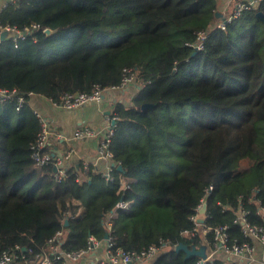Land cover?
Returning <instances> with one entry per match:
<instances>
[{
	"label": "trees",
	"instance_id": "trees-1",
	"mask_svg": "<svg viewBox=\"0 0 264 264\" xmlns=\"http://www.w3.org/2000/svg\"><path fill=\"white\" fill-rule=\"evenodd\" d=\"M218 7L219 0H20L0 11L1 29L30 30L25 39L0 40V88L26 99L0 101V255L13 250L21 264H37L61 231L66 250L87 248L91 237L103 243L105 222L123 200L131 207L113 218L115 249L156 246L162 251L153 264H198L199 256L176 247H202L201 233L184 232L194 230L190 218L210 186L206 225H228L232 240L250 241L234 221L243 208L251 223L264 224L257 214L264 206V0L225 29L216 24ZM199 32L208 35L197 51L187 44ZM125 69L137 78L112 110L114 180L91 171L78 182L71 168L59 182L52 166L37 167L31 147L40 123L29 93L59 101L95 85L108 89ZM207 239L213 244L212 233ZM207 264L236 262L217 256Z\"/></svg>",
	"mask_w": 264,
	"mask_h": 264
},
{
	"label": "built area",
	"instance_id": "built-area-1",
	"mask_svg": "<svg viewBox=\"0 0 264 264\" xmlns=\"http://www.w3.org/2000/svg\"><path fill=\"white\" fill-rule=\"evenodd\" d=\"M20 0H10V2H17ZM263 0H248L239 1L233 8L230 15L223 19L218 20L217 27L225 29L226 24L232 21L234 18L240 17L243 13L256 7ZM34 29H39V26L33 25ZM27 29V28H26ZM3 31H7L14 41L19 39H25L27 33L30 30L21 31L16 27L6 26L2 28ZM207 32H199L197 34V40L195 43L187 44L195 50H202L204 47V41L207 37ZM137 78V72L133 69H125L123 78L119 85L113 86L108 89L101 88L99 85H95L91 93H75L66 94L60 98L59 101L39 96L34 93H29L30 99L35 97H42L46 99L52 107L62 110H73L91 103H100L109 92H123L127 90L131 84L135 82ZM10 100H16L19 106H22L26 99L19 96L17 91H8L0 88V101L6 102ZM35 116L40 123V131L33 143L31 150V157L35 162V165L39 168L52 166L57 181H62L69 176V170L72 168L70 162L76 153L75 148L70 145L72 141H84L93 139L98 136L99 132L96 129L90 127H79L75 129L72 135L59 132L56 128H53L50 120L46 115L40 111L33 109ZM116 116L110 112L108 117V128L106 133L99 139L97 147V156L99 162L103 163L102 168L95 163L88 160H83L82 163L77 164L75 171L76 180L82 182L85 180L89 172H95L101 174V176L107 181L112 182L114 180L113 170L117 167L114 162V154L110 148L112 137L114 135L116 126ZM55 139L59 144H68V147L58 152L54 147L52 139ZM70 164V165H69ZM125 182L122 183V188H127ZM213 187L210 186L206 190L205 197L202 198L200 204L195 210L190 220L194 222L195 228L192 232H184V235H196L202 232L203 245L205 250L210 248L216 253H221L230 258H235L236 264H249L255 254V246L252 241H258L264 243V224H253L249 221V212L243 208H240L236 213L235 223L241 225L242 234L250 241L244 243H237L236 240H232L228 232V225H217L211 227L206 225V221L209 218L207 213V197L212 192ZM131 207L130 202L120 201L115 208L111 211L107 218L105 225L108 230L109 237L103 243L95 238H90L88 247L78 250H66L62 247L64 233L58 232L54 236L48 238L43 253L40 256V264H77L84 258L88 257L96 249H99L104 244V256L98 259L95 264H140L146 261H152L158 256L162 249L156 246L150 247L142 252H127L122 249H115V243L110 236V232L113 228V218L118 211H128ZM228 207H224V212ZM80 211V210H79ZM204 214V223H199L198 220L201 215ZM257 214L264 218V206H261L257 210ZM213 234V244L208 241L207 236ZM177 248V247H176ZM21 252H26V248H18ZM214 258L206 252V257H200L198 264H207V262ZM0 264H21L18 261V255L13 250H7L0 255ZM23 264H34L31 260H24Z\"/></svg>",
	"mask_w": 264,
	"mask_h": 264
},
{
	"label": "crops",
	"instance_id": "crops-1",
	"mask_svg": "<svg viewBox=\"0 0 264 264\" xmlns=\"http://www.w3.org/2000/svg\"><path fill=\"white\" fill-rule=\"evenodd\" d=\"M239 1L248 0H219V7L217 12V22L220 19L225 18L230 15L233 11L234 6ZM10 2V0H0V11ZM216 22V23H217ZM3 30L0 27V35ZM130 87L123 92H109L105 94L100 103H91L86 106L73 109V110H62L56 109L51 106V104L42 97L32 98L31 104L34 109L40 111L50 120L53 128L57 131L63 132L67 135H72L73 131L79 127H90L96 129L99 134L97 137L84 141H72L71 146L75 148L76 153H74L73 158L70 162L72 168H77V164L82 163L83 160H88L92 163L98 164L101 168L103 163L99 162L97 156V147L99 139L106 133L108 128V117L110 112L113 110L114 104L118 101H122L124 98L129 97L133 93ZM52 143L58 152L68 147V144H59L54 138ZM253 245L255 246V254L249 262V264H264V243L253 240ZM104 244L99 249H96L88 257L84 258L77 264H95L98 259L104 256ZM209 255L221 258H230L221 253H216L210 248L206 250ZM155 259V258H154ZM153 259V260H154ZM232 260H238L235 258H230ZM152 261H146L140 264H153ZM137 264V263H135Z\"/></svg>",
	"mask_w": 264,
	"mask_h": 264
},
{
	"label": "water",
	"instance_id": "water-1",
	"mask_svg": "<svg viewBox=\"0 0 264 264\" xmlns=\"http://www.w3.org/2000/svg\"><path fill=\"white\" fill-rule=\"evenodd\" d=\"M259 15H260V14H259ZM45 33L48 34V35H50V34L53 33V30H51V29H46V30H45ZM8 35H9V34H8L7 31H3V32H1L0 40L3 41L4 39H6V38L8 37ZM152 106H153V105H151V104H144V105L142 106V109L145 110V109H147V108H152ZM118 169H119V170H122V166H118ZM54 170H55V169H54ZM198 222L201 223V224L204 223V214L201 215V217L199 218ZM65 223H66V225H67V224H68V221L66 220ZM108 237H109V235L107 234L105 238L107 239ZM180 250H184L188 255H197V256H199V257H206V250H205V247H201L199 250H196L195 248H194L193 250H189L188 247H187L186 245H184V244H179V245L177 246V251H180ZM40 263H41V261L39 260V261L37 262V264H40Z\"/></svg>",
	"mask_w": 264,
	"mask_h": 264
},
{
	"label": "rangeland",
	"instance_id": "rangeland-1",
	"mask_svg": "<svg viewBox=\"0 0 264 264\" xmlns=\"http://www.w3.org/2000/svg\"><path fill=\"white\" fill-rule=\"evenodd\" d=\"M201 234H202V232H201Z\"/></svg>",
	"mask_w": 264,
	"mask_h": 264
}]
</instances>
